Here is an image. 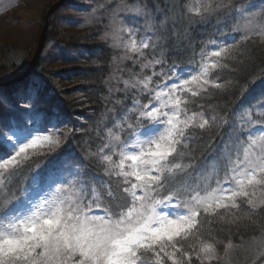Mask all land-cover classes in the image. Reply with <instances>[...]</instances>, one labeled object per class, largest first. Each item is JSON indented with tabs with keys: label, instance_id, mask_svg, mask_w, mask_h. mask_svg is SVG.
<instances>
[{
	"label": "snow or ice",
	"instance_id": "snow-or-ice-1",
	"mask_svg": "<svg viewBox=\"0 0 264 264\" xmlns=\"http://www.w3.org/2000/svg\"><path fill=\"white\" fill-rule=\"evenodd\" d=\"M254 7L196 0L157 7L162 25L141 27L146 9L125 19L115 33L127 34L122 47L141 58V74L125 81L123 100H106L111 115L82 155L65 149L34 163L38 150L60 147L62 120L39 109L38 78L0 91V264H230L228 226L264 217V87L258 95L241 89L253 99L223 115L209 114L204 101L236 87L226 78L231 50L253 35L264 39V6ZM177 9L189 26L213 29L200 45L186 34V62L181 47L170 62L162 49ZM224 28L240 40H218Z\"/></svg>",
	"mask_w": 264,
	"mask_h": 264
},
{
	"label": "trees",
	"instance_id": "trees-1",
	"mask_svg": "<svg viewBox=\"0 0 264 264\" xmlns=\"http://www.w3.org/2000/svg\"><path fill=\"white\" fill-rule=\"evenodd\" d=\"M79 1L67 0L59 9L69 8L73 10L75 6H79ZM246 1L233 0V2L241 4ZM216 2L218 1L216 0L213 3ZM128 3L132 7L138 6L142 10L146 9L149 15V24L155 23L157 25H162L165 20L164 16L157 18L155 10L157 7L163 11L166 4L187 3L194 6V0H128ZM179 15L180 9L171 13L168 16L166 27L163 28L166 46L162 45V49L163 53L169 57V62L172 59H177L176 54L171 51L174 47H181L179 59L186 62L187 54L182 49V45L186 41V34L197 45L204 44L213 35L211 27L189 26L186 20L177 19ZM58 18L64 19L62 16L59 17L57 12H53L50 15L49 23L56 24ZM148 21L145 22L143 18H140L139 23L143 27ZM52 24L48 26L47 41L58 42V46L64 50L63 52L72 51L83 54L81 56L85 58L86 63L48 69L41 65L38 59L33 70L26 76L9 84L0 85V91L13 93L17 87L22 86L27 81L37 78L42 80L44 89L39 101V109L41 112L58 113L62 123L71 127L70 133L60 147L49 153L34 156V163H46L47 160L65 149L82 155L84 149L88 147L84 144V141L92 140L99 130L97 125L101 121L106 122L111 115L112 104L107 103L106 100L110 99L113 102L116 99L123 100L125 81L135 79L141 74V65L135 62L141 58L133 53H127L130 55L125 56V49L120 48L110 37L101 39L103 41H89L91 34H99L97 32L98 26L92 28L90 33H83L72 39H59L55 34L57 32L56 27L54 28ZM229 27H231V22ZM98 28L101 31V27ZM222 32L227 35H216L218 40H226L228 43H232L234 39L236 41L240 40V33L229 32L228 28L222 29ZM15 52L16 49L11 44L0 46V78L10 76L13 72H21L26 67L25 61L21 60L18 55L16 56ZM119 58L123 60L120 61ZM160 58L161 53L158 50L154 59ZM150 59H153V57H150ZM229 66L230 71L226 78L236 87H229L226 92L213 90L205 97V108L209 114L223 115L224 111L222 110H228L230 113L241 104L242 99H253L252 95L246 98L243 97L241 89L246 88L253 92V95L260 93L261 88L264 87V44L258 39L240 42L230 52ZM156 70L159 71V66ZM151 72L152 69L143 70L144 75H151ZM153 80L155 83H160V80L156 77ZM58 81L76 83L74 88L78 93V97L68 95L71 91H65L62 86L58 85ZM168 83H171V81H168ZM125 102L131 107L129 101ZM142 102L147 103L148 101L142 99ZM207 142V140L204 141L205 144ZM203 146V144H200L193 147L203 149ZM43 163H41V167ZM25 179L27 177H22L21 181L23 182ZM261 219H264V217L252 216L251 219H248L242 216L236 224L228 226L229 231L227 234L235 245L233 248L235 250L232 249L233 251L230 252V264H255L256 261H258L256 264H264V249H262V257L259 260L251 262L248 261L250 256H246L247 249L252 248L255 244L251 243V245L249 242L264 235V231L260 227ZM206 228L215 233L220 230V225L209 224L206 225ZM219 238L224 239V235L222 234ZM241 246H247V249H243ZM220 251L222 254V245H220Z\"/></svg>",
	"mask_w": 264,
	"mask_h": 264
},
{
	"label": "rangeland",
	"instance_id": "rangeland-1",
	"mask_svg": "<svg viewBox=\"0 0 264 264\" xmlns=\"http://www.w3.org/2000/svg\"><path fill=\"white\" fill-rule=\"evenodd\" d=\"M56 1L58 0H0V46L8 44L13 45L14 49H16L15 55H18L27 65L36 49L44 24L45 13L50 5ZM214 1L216 0H207V2L212 3ZM195 2L196 0H194V6ZM78 4L79 6H75L73 10L69 8L59 9L60 6L54 11L57 12L59 17H64V19L58 18L59 20H56L58 21L56 24H52L51 22L48 23V26L52 24L54 28L56 27L57 32L55 34H57V38L72 39L83 33H90L92 28L98 26L101 27V31H99L97 27V32L99 34H91V39L89 38V41H103L101 39L110 37L120 48L124 49L122 44L127 42L128 36L126 33L122 32L116 34L115 29L120 28L125 19H133L136 10L141 9L140 7L129 6L128 0H80ZM244 4H254L256 7H254L252 11L257 12L261 6H264V0H247ZM147 24H149V21ZM256 39L264 44V39L258 35H253L252 40ZM47 40L48 38L45 37V42L39 56V63L45 68L54 69L67 65L71 66L86 63L85 58L81 56L83 54L72 51L63 52L64 50L58 46V42L54 43L53 41ZM124 55L127 56L130 54ZM69 56L79 58L68 59L67 57ZM85 57H87V55H85ZM119 60L122 61L123 59L119 58ZM19 72H13L10 76L3 78L14 77ZM58 85L62 86L65 91H71L70 94L68 93L71 97H78V93L74 88L76 83L58 81ZM70 130L71 127L65 123H60L58 125L62 143L70 133ZM38 151L45 154L53 150L44 148ZM261 241H264V235L249 242L250 244L255 243L250 249H247V246H241V248H245L248 251V253H246V256H250L248 261L252 262L254 260H259V258L262 257V249L264 248L259 246ZM221 255H223V253ZM257 262L258 261H256V263Z\"/></svg>",
	"mask_w": 264,
	"mask_h": 264
},
{
	"label": "water",
	"instance_id": "water-1",
	"mask_svg": "<svg viewBox=\"0 0 264 264\" xmlns=\"http://www.w3.org/2000/svg\"><path fill=\"white\" fill-rule=\"evenodd\" d=\"M65 1H67V0H58V1H56L55 3L50 5L49 9L45 13L44 24H43V27H42V30H41V33H40V36H39V39H38V43H37L36 49L34 51V54H33L32 58H31L30 62L16 76L8 77V78H0V85L9 84V83H11V82H13V81H15L17 79H20V78L26 76L28 73H30L33 70V68L35 67V65H36V63H37V61L39 59V56L41 54V51H42V48H43V45H44V42H45V37H46L47 29H48V23H49L50 15L57 8L62 6Z\"/></svg>",
	"mask_w": 264,
	"mask_h": 264
}]
</instances>
